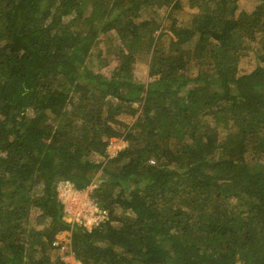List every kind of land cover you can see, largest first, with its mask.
<instances>
[{"label": "trees", "instance_id": "obj_1", "mask_svg": "<svg viewBox=\"0 0 264 264\" xmlns=\"http://www.w3.org/2000/svg\"><path fill=\"white\" fill-rule=\"evenodd\" d=\"M62 232L80 264H264V0H0V264H67Z\"/></svg>", "mask_w": 264, "mask_h": 264}, {"label": "built area", "instance_id": "obj_2", "mask_svg": "<svg viewBox=\"0 0 264 264\" xmlns=\"http://www.w3.org/2000/svg\"><path fill=\"white\" fill-rule=\"evenodd\" d=\"M110 147L111 144L108 148ZM62 190L63 192L65 191V195H67V193L69 192V197H65L66 199L61 198L62 204H68L67 208H65V205H63L65 209L64 212L67 217L66 221L68 223H71L72 225L77 224L79 226L85 227L87 230H90L93 225H97L106 219L107 212L105 210H100L97 208V206L89 198V192H86L85 199H83L78 204L77 202L79 201V199L76 198H78L77 195L80 191L73 189L72 185L66 186V184L64 183H62ZM58 193H60V188H58ZM66 201H68L67 204ZM73 205H75V207ZM69 209L72 211V213L69 212ZM77 264L80 263L78 262Z\"/></svg>", "mask_w": 264, "mask_h": 264}, {"label": "rangeland", "instance_id": "obj_3", "mask_svg": "<svg viewBox=\"0 0 264 264\" xmlns=\"http://www.w3.org/2000/svg\"><path fill=\"white\" fill-rule=\"evenodd\" d=\"M135 72H136V74H140V73L143 74V75L146 74L143 71L141 66L140 67L139 66L136 67V71ZM109 143L111 144V147L108 149L109 157H113L123 147V142H122L121 139H111L109 141ZM66 186H71V185H67L66 184ZM58 188H60V193H58V197H59L60 200H61V198L62 199H66L65 197H69V192L67 193V195L64 194L65 191L63 192V190H62V183L58 184ZM90 191H91L90 187L80 191L79 194L77 195L78 198H76V199H79V201L77 203L79 204L83 199H85L86 192L90 193ZM67 203H68V201H66V204ZM63 205H65V204H63ZM67 205H65V208H67ZM73 206L75 207V205H73ZM63 210L65 211V209H63ZM72 210H73V208H72ZM69 212L72 213V211L70 209H69ZM65 217H66V215H65ZM66 219H67V217H66ZM69 237H70V233L69 232H62V233L57 235L56 238H57L58 242H61L63 244V248L60 251V255L62 256V259H63V261H65V263H67V264H77L78 262L74 259L73 255L70 252L65 253L66 247L68 246L69 241H70Z\"/></svg>", "mask_w": 264, "mask_h": 264}]
</instances>
